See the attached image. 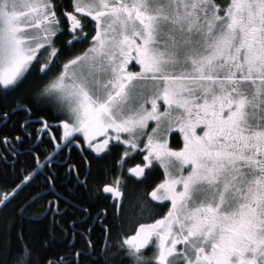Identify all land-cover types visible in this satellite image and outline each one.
<instances>
[{"label": "snow or ice", "instance_id": "6c2138e0", "mask_svg": "<svg viewBox=\"0 0 264 264\" xmlns=\"http://www.w3.org/2000/svg\"><path fill=\"white\" fill-rule=\"evenodd\" d=\"M0 264H264V0H0Z\"/></svg>", "mask_w": 264, "mask_h": 264}]
</instances>
